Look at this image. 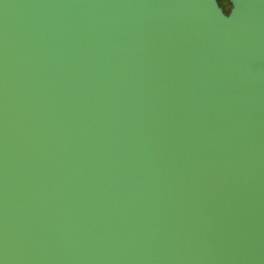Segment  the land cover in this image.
<instances>
[{"label":"water","instance_id":"obj_1","mask_svg":"<svg viewBox=\"0 0 264 264\" xmlns=\"http://www.w3.org/2000/svg\"><path fill=\"white\" fill-rule=\"evenodd\" d=\"M0 0V264H264V0Z\"/></svg>","mask_w":264,"mask_h":264},{"label":"flooded vegetation","instance_id":"obj_2","mask_svg":"<svg viewBox=\"0 0 264 264\" xmlns=\"http://www.w3.org/2000/svg\"><path fill=\"white\" fill-rule=\"evenodd\" d=\"M220 5L223 7L225 11L228 10L230 3L228 0H219Z\"/></svg>","mask_w":264,"mask_h":264}]
</instances>
